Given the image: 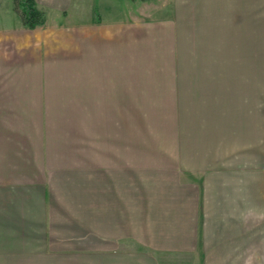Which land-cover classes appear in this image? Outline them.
<instances>
[{
	"label": "crops",
	"instance_id": "obj_1",
	"mask_svg": "<svg viewBox=\"0 0 264 264\" xmlns=\"http://www.w3.org/2000/svg\"><path fill=\"white\" fill-rule=\"evenodd\" d=\"M36 1L0 0V264H264V72L228 57L264 0Z\"/></svg>",
	"mask_w": 264,
	"mask_h": 264
},
{
	"label": "rangeland",
	"instance_id": "obj_2",
	"mask_svg": "<svg viewBox=\"0 0 264 264\" xmlns=\"http://www.w3.org/2000/svg\"><path fill=\"white\" fill-rule=\"evenodd\" d=\"M108 0H73V4L71 6V13L73 15V21L75 18L77 19V15L81 17L82 14H84L83 11H89V13L93 10L94 8V15L98 14L100 15L99 10L103 11L102 6L106 7L108 5ZM38 4V3H37ZM20 5L17 1L13 0V9L17 11V13L20 15L22 21L23 18L21 16V10L18 8ZM38 8L43 11L46 20L45 23L47 22V18L49 16V11L45 8L42 7L38 4ZM87 15V14H85ZM53 18V17H51ZM71 17H69L70 19ZM44 23V24H45ZM24 24V23H23ZM25 25V24H24ZM40 26V25H39ZM260 31L258 33V41L255 43V45H246L243 47H229L228 48V57H229V64L231 62H234V58L237 54L243 57V62L246 64V61L249 60L251 57H257L258 60V68L261 72H264V23L261 21V26H260ZM250 43V42H249ZM215 48L212 49V54L214 56L213 59H216L215 53ZM218 57V55H217ZM219 58V57H218ZM218 58L216 59L215 62H218ZM196 262H199L198 257L194 256H165L164 257V263L165 264H194Z\"/></svg>",
	"mask_w": 264,
	"mask_h": 264
},
{
	"label": "trees",
	"instance_id": "obj_3",
	"mask_svg": "<svg viewBox=\"0 0 264 264\" xmlns=\"http://www.w3.org/2000/svg\"><path fill=\"white\" fill-rule=\"evenodd\" d=\"M17 5L19 3V9L21 10V16L23 18V23L30 27L35 28L36 26L43 25L45 23L46 17L38 8L36 0H15Z\"/></svg>",
	"mask_w": 264,
	"mask_h": 264
}]
</instances>
